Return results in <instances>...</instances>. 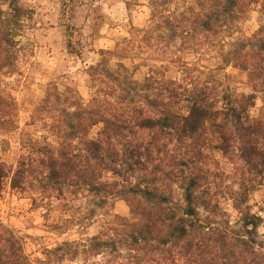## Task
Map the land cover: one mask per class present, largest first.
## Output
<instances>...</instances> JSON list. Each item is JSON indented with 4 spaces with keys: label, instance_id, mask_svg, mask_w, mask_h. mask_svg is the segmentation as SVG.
Returning <instances> with one entry per match:
<instances>
[{
    "label": "trees",
    "instance_id": "1",
    "mask_svg": "<svg viewBox=\"0 0 264 264\" xmlns=\"http://www.w3.org/2000/svg\"><path fill=\"white\" fill-rule=\"evenodd\" d=\"M182 1L188 4L179 20L187 23L175 17L168 27L171 38L179 36L185 43L198 33L217 36L231 30L250 4H259V34L218 51L221 61L247 74L252 92L237 95L216 80L198 77L178 81L149 74L138 83L127 67L110 69L108 56L114 51L101 50L100 61L89 67L94 82L89 98L47 89L36 107L47 134L24 141L14 164L0 158V192L8 185L28 194L32 205L45 213L57 207L69 215L63 221L87 224L111 199L127 204L128 215L114 214L98 234L56 245L55 250L68 246L64 255L70 258L80 253L102 256L104 261L94 264L264 261L259 248L264 243L256 230L261 217L245 204L249 190L264 176V119L248 113L255 92H264V0ZM2 14L0 71L12 72L20 7L6 6ZM147 36L145 30L141 38ZM13 115L11 100L0 94V130L13 126ZM206 143L239 175L238 190L230 194L240 211L237 227L199 216V207L206 205L202 193L209 174ZM173 184L181 191L178 199ZM82 198L88 204L74 215L80 208L74 202ZM0 264H32L21 237L1 223Z\"/></svg>",
    "mask_w": 264,
    "mask_h": 264
},
{
    "label": "rangeland",
    "instance_id": "2",
    "mask_svg": "<svg viewBox=\"0 0 264 264\" xmlns=\"http://www.w3.org/2000/svg\"><path fill=\"white\" fill-rule=\"evenodd\" d=\"M187 4L182 0H156L154 5L153 0H0V16L6 6L20 7V27L14 29L19 46L15 69L0 71V94L11 100L14 110L13 126L0 130V158L14 164L24 141L47 134L36 111L47 89L62 94L73 91L83 100L89 98L94 90L89 67L100 61L101 50L114 51L108 56L110 69L122 71L125 66L138 83L149 74L178 81L198 77L216 80L237 95L252 92L247 74L232 63L221 61L218 51L228 49L234 40L259 34V4H250L231 30L217 36L198 33L185 43L179 36L170 37L173 31L168 24L176 22L175 17L180 19ZM179 21L182 25L187 23L185 19ZM145 30L148 36L141 38ZM198 41L201 43L193 44ZM248 113L252 118L264 119L263 91L255 92ZM96 128L90 130V135ZM203 152L209 174L202 193L206 205L199 207V216L219 225L229 223L237 227L240 211L230 194L238 190L239 175L211 143L204 145ZM259 182L249 190L245 204L251 213L261 217L256 230L264 243V176ZM172 186L173 197L178 199L181 191L175 184ZM74 203L80 207L74 215L88 204L83 198ZM114 214L128 215L123 200L111 199L87 224H73L72 220L63 221L69 215L59 208L45 213L43 207L32 205L28 194L8 185L0 192V223L21 237L24 253L32 264L103 262L99 255L80 253L70 258L64 255L69 252L68 246L55 248L62 241H80L98 234L105 227L104 221ZM259 248L264 250V246Z\"/></svg>",
    "mask_w": 264,
    "mask_h": 264
}]
</instances>
